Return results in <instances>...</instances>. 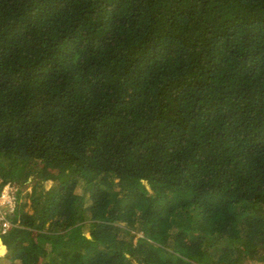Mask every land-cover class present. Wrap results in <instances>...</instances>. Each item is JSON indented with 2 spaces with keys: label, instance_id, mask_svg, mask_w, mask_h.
Segmentation results:
<instances>
[{
  "label": "trees",
  "instance_id": "1",
  "mask_svg": "<svg viewBox=\"0 0 264 264\" xmlns=\"http://www.w3.org/2000/svg\"><path fill=\"white\" fill-rule=\"evenodd\" d=\"M0 178V264H264V0H0Z\"/></svg>",
  "mask_w": 264,
  "mask_h": 264
},
{
  "label": "built area",
  "instance_id": "2",
  "mask_svg": "<svg viewBox=\"0 0 264 264\" xmlns=\"http://www.w3.org/2000/svg\"><path fill=\"white\" fill-rule=\"evenodd\" d=\"M18 185L12 182H2L0 178V238L10 229L11 223L5 215L14 210L17 201Z\"/></svg>",
  "mask_w": 264,
  "mask_h": 264
},
{
  "label": "rangeland",
  "instance_id": "3",
  "mask_svg": "<svg viewBox=\"0 0 264 264\" xmlns=\"http://www.w3.org/2000/svg\"><path fill=\"white\" fill-rule=\"evenodd\" d=\"M50 185H51V180L50 179H46V181L44 182V189H48L50 187ZM26 186H27V184H26ZM23 187H25V186H23ZM21 188H22V186L18 185L19 191H20ZM19 191H18V193H19ZM18 193H17V196H18ZM26 193H27V188H25V189L23 188L21 190L20 198L21 199H26ZM89 234H90L89 232H86V237H89ZM1 239H2V237H1ZM5 251H6V246L4 248L3 253H1L0 256H2ZM1 262H2V260L0 259V263ZM15 264H21V261L20 260H16Z\"/></svg>",
  "mask_w": 264,
  "mask_h": 264
}]
</instances>
